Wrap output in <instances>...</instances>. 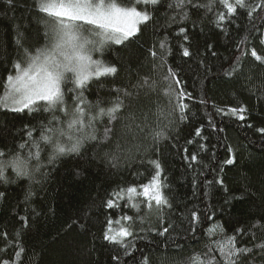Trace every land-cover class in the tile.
<instances>
[{
    "label": "trees",
    "instance_id": "obj_1",
    "mask_svg": "<svg viewBox=\"0 0 264 264\" xmlns=\"http://www.w3.org/2000/svg\"><path fill=\"white\" fill-rule=\"evenodd\" d=\"M114 2L128 7L133 0ZM258 2L249 0L253 6ZM188 11L190 19L182 22L188 29L187 41L177 35L179 23L172 24L167 30L171 33L168 40L170 52L164 57V67H154L151 63L153 58L147 52L160 38L154 35L151 24L131 42L123 45L107 42L103 53L98 56L104 66L114 65L118 71L102 76L99 81L95 77L90 79L84 92L86 100L93 103L113 100L114 88H126L148 77L156 89L129 87L130 91L139 92L133 106L139 119L130 125L132 133L129 141L124 142L126 148H132L131 158L124 151L120 152L118 167L102 159L103 151L97 155L99 149L89 147L93 142H86L80 153L55 155L53 143L39 140L42 115L47 116L48 113L29 112L27 109L15 112L0 107V148L15 149L29 139L26 129L32 127L35 128L33 136L36 142L42 146L38 160L35 157L28 159L31 177L17 176L15 171L8 169L6 176L10 182H0V191L6 192V197L0 200V231H7L10 235L22 233L21 239L27 251L24 264H116L111 257L117 250L121 253L120 264L125 260L127 264H139L141 252L151 257V264H185L190 257L206 251L215 242L224 241L237 228H249L264 215V134L256 131L264 127V68H257V62L250 53L241 56L236 51L237 44L248 37L241 46L250 49L254 45L258 54L264 56V47L249 35L254 27L264 31L261 27L264 25L261 18L264 13L250 18L238 17L234 21L235 26L221 32L212 23L214 14L201 11L196 15ZM27 15L19 7L10 10L4 0H0V97L5 93V78L13 73V64L18 60L23 65L27 63L16 43L18 30L24 47L38 46L37 34L44 31L43 22H38L36 17L31 21L22 19ZM167 22L161 17L160 25ZM238 28L242 30L238 31ZM259 31L253 35H258ZM181 44L189 48L190 57L183 56ZM213 52L216 55H212ZM235 57H240V60ZM233 63L241 69V75L235 79L225 75ZM155 64H161L159 58ZM167 68L178 74L182 81L180 87L194 97L187 101L189 109L183 120L178 111L171 113V105L165 95L167 85L172 83L163 79ZM201 99L207 103L200 104ZM240 104L249 110L247 120L217 114L213 120L217 129L208 123L209 113L214 114L213 105L235 107ZM164 113L171 114L165 118ZM70 119L68 117L55 125L57 129H63L64 135L58 131L48 133L54 141L65 146H70L81 136L79 126L68 128ZM249 124L252 127H248ZM97 127L99 136L103 125ZM198 128H202L199 137L195 134ZM87 131L91 129H85ZM155 132L161 133L160 137L154 139ZM189 140L193 143L189 144ZM133 145H140V150L137 151ZM229 147L236 158L233 165L223 163L228 158ZM152 149H155V156ZM17 150L22 153V159L29 152L28 148ZM31 151L36 152V149ZM189 153L197 154L198 162L186 159ZM54 155L53 163H48ZM153 158L162 165L164 192L173 208L165 209L159 221L155 215L143 223L137 219L136 235L129 240L132 245L129 252H134L136 257L133 261L124 255L122 248L104 239L109 227L107 221H113L110 235L125 224L122 220L115 223L124 214L121 209L109 210L104 202L118 186L147 183L152 175V166L147 160ZM142 160L144 166L141 167ZM35 167L40 171L35 172ZM217 177L224 179L228 192L218 184L208 183ZM30 190L38 195L26 200ZM233 196L237 199H231ZM192 211L200 213L201 219L195 232L190 224ZM128 214L134 215V210ZM206 216H212V219L206 220ZM21 217L29 218L30 230L22 228ZM165 226L169 231L159 234ZM209 229H214L215 234L209 235ZM3 247L5 245L0 242V248ZM216 255L219 256L218 253ZM256 264L260 262L257 260Z\"/></svg>",
    "mask_w": 264,
    "mask_h": 264
},
{
    "label": "snow or ice",
    "instance_id": "obj_2",
    "mask_svg": "<svg viewBox=\"0 0 264 264\" xmlns=\"http://www.w3.org/2000/svg\"><path fill=\"white\" fill-rule=\"evenodd\" d=\"M4 3L10 10L14 11L19 7L22 12L28 13L27 17H22V19L26 18L31 21L33 17H36L38 22L42 21L44 31L37 34L38 46L24 47L22 34L18 30L16 43L23 51L27 66H23L19 60L13 64L14 74H8L4 80L5 95L0 97V103L5 108L11 105L9 110L15 112L27 109L29 112L48 113L47 116L42 115L39 140L53 143L55 155L80 153L81 149L85 148L86 142H93L89 147L99 149L97 155L103 151L102 159L109 161L113 167L119 166L120 152L124 151L131 158L132 148H126L124 142L129 141L132 133L130 125L139 119L133 107L139 98V92L134 93L129 90V87L132 89L147 88L149 91H156V89L152 86L151 77H148L126 88H114L112 90L115 94L113 100L107 102L97 100L95 103L86 100L84 92L90 79L95 77L99 81L102 76L116 74L118 71L114 65L104 66L101 61L93 59L92 53L102 54L109 41L115 45L131 42L139 38L144 28L151 24L154 35L160 38L148 48L147 52L153 58L151 63L154 67H164V57L170 52L168 40L171 33L167 30L172 24L179 23L177 35L183 36L185 41L188 40L187 26L182 23L190 19L188 10L196 15H199L201 11L205 14H214L212 23L221 32L235 26L234 21L238 17L250 18L254 14L264 13V0H259L254 6L249 3V0H205V2L201 0H133L128 7H121L114 0H4ZM168 13H173V15L169 16ZM161 17L169 22L160 25ZM261 18L264 19V17ZM261 27L264 28V25ZM240 30L242 28H238V31ZM27 31L28 29H25V32ZM257 31L259 30L254 27L249 35L252 36L253 41L264 47V31L253 35ZM246 41L248 37H244L237 44L236 51L241 56H247L250 53V56L257 62V68H264V56L258 54L254 45L250 49L241 46ZM180 47L184 57L192 55L184 44ZM212 55L216 53L213 52ZM156 58L160 59V65L155 64ZM235 59L239 61L240 57H235ZM225 75L233 79L238 78L241 75L239 65L231 64L230 70ZM163 79L172 81L167 85L168 90L165 93L171 105V113L178 111L181 114L180 119L183 120L186 110L189 109L187 101L194 97L192 93L180 87L182 81L172 68L166 69ZM249 82L251 83V78ZM199 103L206 104L207 101L201 99ZM213 108L214 114L209 113L208 123L214 130L217 129V125L213 123V120L217 114L234 117L240 121L248 118L246 114L249 110L243 104L235 107L213 105ZM171 113H164L165 118ZM68 117H71L68 128L79 126L81 136L76 138L70 146H65L63 143L54 141L48 133L58 131L64 135L63 129H57L55 125ZM98 125H103V132L99 136L96 134ZM136 127L140 126L136 125ZM248 127L252 125L249 124ZM85 129H91V131L85 132ZM218 130L223 131V129ZM33 131H35L34 127L27 128L26 135L29 139L21 142L15 149L0 148V182L5 184L10 182L6 176L8 169L15 171L17 176L31 177L28 170V159L35 157L38 160L42 147L36 142ZM256 131L264 134V127L257 128ZM201 132L202 128H198L196 136L199 137ZM160 135L161 133L155 132L153 138L156 139ZM188 143L192 144L193 141L189 140ZM25 148H28L29 152L22 159V153L17 149ZM32 148H35L36 152H32ZM133 148L139 151L140 145H133ZM203 148L204 146L201 145L202 150ZM227 151L228 158L223 163L233 165L236 163L233 150L229 147ZM145 152L147 153L146 148ZM55 155L48 159V163H53ZM152 155L155 156V149H152ZM185 158L190 162L199 160L195 153H189ZM147 163L152 166L151 179L147 183L133 182L125 187L118 186L104 202V206L109 210L120 208L124 213L115 223L119 224L121 220L125 222L124 226L120 227L114 235H110L113 231L110 227L113 221H107L109 227L104 233V239L122 248L124 255L133 261L136 257L134 252H129V248L132 247L129 240L136 235L137 219L143 223L147 218L155 215L159 221L163 218L161 214L165 209L173 208L172 202L164 192L165 185L161 178L162 165L155 158L148 159ZM140 166H144L143 160ZM34 171L39 172L40 168L35 167ZM208 183L218 184L223 191H229L224 185L223 178L217 177ZM34 195L38 193L30 190L25 199L29 200ZM5 197L6 192L0 191V200ZM231 199H237V197L233 196ZM227 202L228 200L225 201ZM125 209L128 211L125 212ZM133 210L134 215L128 214ZM205 219L211 220L212 216H206ZM20 223L22 228L30 230L28 217H21ZM200 223V213L192 211L190 214L191 230L195 232ZM168 231V227L165 226L159 234L162 235ZM257 233L264 234V215L249 228H237L234 234L226 237L224 241L215 242L214 246L207 247L206 251L190 257L185 264H256L257 260L260 264H264V235H257ZM214 234V229H209V235ZM21 236V232L10 235L7 231H0V242L5 245L0 248V253H3L0 255V264H24L27 251L23 246ZM245 236L247 239H244ZM217 253L219 256L216 255ZM111 259L116 261V264H120V251L117 250ZM124 264H127V260ZM139 264H151V257L141 252Z\"/></svg>",
    "mask_w": 264,
    "mask_h": 264
},
{
    "label": "rangeland",
    "instance_id": "obj_3",
    "mask_svg": "<svg viewBox=\"0 0 264 264\" xmlns=\"http://www.w3.org/2000/svg\"><path fill=\"white\" fill-rule=\"evenodd\" d=\"M85 35H87V33H85ZM98 39V38H97ZM92 55H93V59H95V60H99L100 61V59L98 58V56L100 55V53L99 52H94V53H92ZM23 66H27V63L25 64V65H23ZM4 95H5V93H4ZM3 95V96H4ZM0 107L1 108H5L4 106H3V104L2 103H0ZM11 107V105H9V108ZM9 108H7V109H9Z\"/></svg>",
    "mask_w": 264,
    "mask_h": 264
}]
</instances>
